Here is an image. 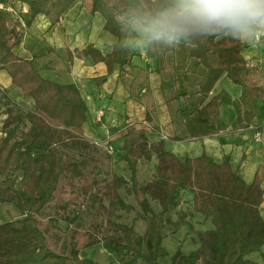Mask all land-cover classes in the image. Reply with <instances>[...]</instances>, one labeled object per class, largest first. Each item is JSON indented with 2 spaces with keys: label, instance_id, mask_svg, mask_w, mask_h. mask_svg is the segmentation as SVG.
Returning <instances> with one entry per match:
<instances>
[{
  "label": "trees",
  "instance_id": "1",
  "mask_svg": "<svg viewBox=\"0 0 264 264\" xmlns=\"http://www.w3.org/2000/svg\"><path fill=\"white\" fill-rule=\"evenodd\" d=\"M13 1L27 6L22 13L24 25L13 19ZM78 0H0V70L10 77L31 106H23L2 90L0 105V204L14 205L21 215L18 219L0 222V264H100L80 257L72 247L68 254L49 248L44 231L36 224L35 215L49 202L61 177L69 174L82 177L90 167L104 173L109 195L118 204V189L127 181L114 173L110 155L103 153L84 134L88 107L75 83L61 84L39 74L32 58H24L15 51L17 41L37 15L49 17L51 25ZM179 0H91L90 13H99L103 30L113 36L111 51L103 54L87 43L69 58L90 57L94 63L103 62L107 73L95 79L97 86L106 81L114 64H129L126 55V31L138 21L145 30L149 23L174 11ZM232 32L192 33L181 37L176 44L187 48L188 59L202 68V80L196 95L197 104L204 103L208 120L216 123L219 106L230 104L236 115L233 125L246 128L257 114L255 102L263 97L260 85L248 83L253 70L241 54L240 41L231 39ZM143 43L145 55L159 59V44ZM159 53V54H156ZM224 77L240 85L237 98L224 89L210 95L217 81ZM183 88V89H182ZM174 91L175 97L186 96L185 87ZM150 120V119H149ZM120 150L122 159L132 173L128 188L140 206V218L146 222L143 235L134 234L126 224H119L121 235L108 238L117 264H258L248 256L258 252L264 244V219L260 206L264 195V166L260 165L250 183L231 167L229 157L221 163L206 154L179 160L164 149L163 141L147 145L144 131L129 127ZM155 154L157 162L151 180L139 183L135 179L137 161L149 160ZM108 163L103 169V162ZM102 167V169L100 168ZM181 192H189L195 212L210 219L212 228L198 233L197 250L183 253L176 249L171 255L162 246L166 226L175 224L168 216L178 205ZM149 201H156L155 212ZM166 257L169 262L163 261Z\"/></svg>",
  "mask_w": 264,
  "mask_h": 264
},
{
  "label": "crops",
  "instance_id": "2",
  "mask_svg": "<svg viewBox=\"0 0 264 264\" xmlns=\"http://www.w3.org/2000/svg\"><path fill=\"white\" fill-rule=\"evenodd\" d=\"M81 3L82 0H78L57 24L51 25L45 16L37 15L23 34L24 45L19 51L15 50L24 58H32L42 77L78 86L88 107L84 134H92L90 119L94 110L104 111L107 133L112 131L111 125L120 122L121 116L133 123L146 120L152 133L149 137L157 142L163 141L165 150L174 153L179 160L203 153L217 163L229 157L231 167L246 183H250L257 168L264 166V28L256 27L246 41L240 40L241 54L253 69L247 82L260 85L263 97L255 102L257 114L250 125L236 128L233 125L236 112L232 105L221 104L218 121L213 124L208 120L204 103L197 104L193 93L202 80V68L188 59L187 48L176 43H161L160 58L147 57L143 43L145 30L136 20L126 31L129 64L122 67L114 64L106 81L96 86L95 79L107 73L106 65L103 62L94 63L90 57L69 58L67 49L73 53L75 49H82L91 43L106 54L111 51L114 38L103 30V17L99 13H90L91 1L89 9L82 8ZM257 30L262 32L259 40L254 39ZM0 86L8 91L13 86L4 70H0ZM181 87H185L187 95L175 97L174 91L182 90ZM221 89L232 98H237L241 92L240 85L221 77L210 95ZM10 93L16 100L23 98L18 88ZM147 112L150 118L146 117ZM256 132L260 133L257 137ZM183 200L179 198L178 205ZM263 212L264 195L261 215ZM256 255L262 258L264 244L248 257L255 260Z\"/></svg>",
  "mask_w": 264,
  "mask_h": 264
},
{
  "label": "rangeland",
  "instance_id": "3",
  "mask_svg": "<svg viewBox=\"0 0 264 264\" xmlns=\"http://www.w3.org/2000/svg\"><path fill=\"white\" fill-rule=\"evenodd\" d=\"M90 1L82 0L80 6L89 9L90 4L88 3ZM7 8L10 9L13 19H17L24 25L21 15L27 10V6L19 1H13L12 7ZM45 17L49 20V17ZM30 26L31 24L25 27V32ZM23 34L16 43L15 49L17 50L24 45L22 43ZM18 51L16 52L18 53ZM128 51L129 49L127 48L126 55ZM127 57L129 58L130 56L127 55ZM119 67L121 66L119 65ZM14 88L17 87L12 86L9 91L13 92ZM2 90L6 89L0 86V97ZM9 91L6 90L7 95L16 100L13 94H9ZM18 100L16 101L23 106H31L32 102L29 98L23 97ZM2 110L3 106L0 105V111ZM97 111L94 110L90 119L92 134L89 133L86 136L92 141L102 140L100 144L95 145L103 153L110 155L111 161L109 165L112 171L127 181L125 187L118 189V198L123 204H118L117 200L109 195L104 173L97 171L99 167L90 166L82 177H73L69 174L63 175L49 202L35 215V220L36 224L44 231L50 249L58 253L68 254L70 249L74 247L78 250L80 257L95 260L100 264H117L113 250L108 243V238L112 234L121 235L122 231L118 225L123 223L130 226L134 234L143 235L146 230V222L139 216L141 209L138 201L134 194L128 190L131 185L132 173L128 164L122 159L123 151L120 150V145L129 127L144 131L147 145H155L157 140L149 137V134L152 133L150 132V127L147 126L146 120H139V122L133 123L126 121L123 116H121L120 122H115L111 125L112 131L109 130L110 133H107L105 129L108 128L104 117H102L100 122L95 120ZM146 117L150 118L148 112ZM3 118L4 115L2 114L0 121ZM107 136H109L108 139L106 138ZM107 145L112 146L113 151L111 153L106 151L105 147ZM156 162L155 154H152L149 160L139 159L136 165L135 179L141 184L151 180L155 173ZM103 163V169H105L108 163L106 160ZM100 168L102 169V167ZM183 194L180 196V199L184 198L182 203H180L181 205L175 206L168 213L171 221L175 224L166 226L163 232L162 246L169 255L176 249H180L185 254L197 250L200 246L198 233L212 227L209 218L202 214H195L189 202L191 200L190 193L184 192ZM149 202L152 209L157 212L159 210L157 202ZM262 215L264 218V212ZM20 217L21 215L14 205L0 204V222ZM163 261L169 262V258L166 257ZM254 261L258 264H264V255L262 258L256 255ZM135 264L146 263L138 260Z\"/></svg>",
  "mask_w": 264,
  "mask_h": 264
},
{
  "label": "clouds",
  "instance_id": "4",
  "mask_svg": "<svg viewBox=\"0 0 264 264\" xmlns=\"http://www.w3.org/2000/svg\"><path fill=\"white\" fill-rule=\"evenodd\" d=\"M256 27L264 28V0H179L174 11L149 23L145 42L173 45L194 32L222 29L232 32L231 39L246 41Z\"/></svg>",
  "mask_w": 264,
  "mask_h": 264
},
{
  "label": "built area",
  "instance_id": "5",
  "mask_svg": "<svg viewBox=\"0 0 264 264\" xmlns=\"http://www.w3.org/2000/svg\"><path fill=\"white\" fill-rule=\"evenodd\" d=\"M1 8H3V5H2V4H0V9H1ZM7 9L10 10L9 8H7ZM261 35H262L261 30H257L256 33H255V35H254V39L259 40L260 37H261ZM103 115H104L103 110H102V109H99V110L97 111V113H96L95 120L98 121V122H100V121L102 120ZM259 135H260V133H259V132H256V137L259 136ZM106 138L108 139L109 136H107ZM98 140H99V141H98ZM98 140H93V143L96 144V145H97V144H100L102 140H100V139H98ZM107 142H108V141H107ZM105 149H106V151H107L108 153H111V152L113 151V148H112L111 145H107V146L105 147Z\"/></svg>",
  "mask_w": 264,
  "mask_h": 264
}]
</instances>
